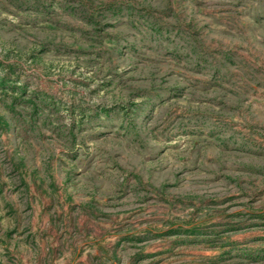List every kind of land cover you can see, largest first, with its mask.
Segmentation results:
<instances>
[{
  "label": "rangeland",
  "instance_id": "rangeland-1",
  "mask_svg": "<svg viewBox=\"0 0 264 264\" xmlns=\"http://www.w3.org/2000/svg\"><path fill=\"white\" fill-rule=\"evenodd\" d=\"M0 264H264V0H0Z\"/></svg>",
  "mask_w": 264,
  "mask_h": 264
}]
</instances>
